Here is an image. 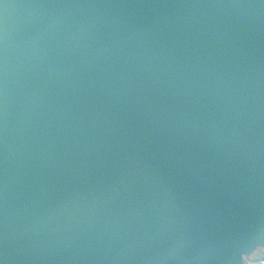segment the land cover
Listing matches in <instances>:
<instances>
[{"label": "water", "instance_id": "95a60500", "mask_svg": "<svg viewBox=\"0 0 264 264\" xmlns=\"http://www.w3.org/2000/svg\"><path fill=\"white\" fill-rule=\"evenodd\" d=\"M263 230L264 0H0V264Z\"/></svg>", "mask_w": 264, "mask_h": 264}, {"label": "crops", "instance_id": "0c3cea01", "mask_svg": "<svg viewBox=\"0 0 264 264\" xmlns=\"http://www.w3.org/2000/svg\"><path fill=\"white\" fill-rule=\"evenodd\" d=\"M264 255V230L228 253L195 256L185 252H166L155 264H255Z\"/></svg>", "mask_w": 264, "mask_h": 264}, {"label": "built area", "instance_id": "2783aa9c", "mask_svg": "<svg viewBox=\"0 0 264 264\" xmlns=\"http://www.w3.org/2000/svg\"><path fill=\"white\" fill-rule=\"evenodd\" d=\"M255 264H264V255L260 256L256 261Z\"/></svg>", "mask_w": 264, "mask_h": 264}]
</instances>
